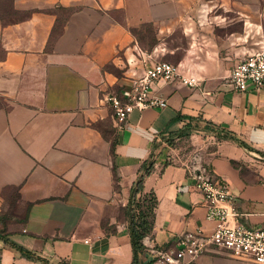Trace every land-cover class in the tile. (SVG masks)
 I'll list each match as a JSON object with an SVG mask.
<instances>
[{"label": "crops", "instance_id": "crops-1", "mask_svg": "<svg viewBox=\"0 0 264 264\" xmlns=\"http://www.w3.org/2000/svg\"><path fill=\"white\" fill-rule=\"evenodd\" d=\"M259 1L0 0V264H132L126 208L151 157L144 262L165 264L154 247L215 227L189 174L195 155L229 181L237 222L264 224V88L230 82L235 64L262 47ZM163 60L199 84L154 81L151 95L168 105L135 109L120 124L105 98ZM193 118L248 146L203 130L178 136ZM191 264L258 263L221 251Z\"/></svg>", "mask_w": 264, "mask_h": 264}, {"label": "built area", "instance_id": "built-area-1", "mask_svg": "<svg viewBox=\"0 0 264 264\" xmlns=\"http://www.w3.org/2000/svg\"><path fill=\"white\" fill-rule=\"evenodd\" d=\"M161 79L199 84V78L183 71L180 63L165 60L151 63L132 89L123 94L112 93L105 98L113 108L116 120L124 123L135 109L167 106L165 98L150 92L152 83ZM230 82L238 91H246L251 86L256 90L264 88V46L235 64L230 72ZM189 174L204 195L206 216L215 222V227L210 233L202 229L181 233L173 244L154 247L151 252L153 259L165 264H191L202 254L224 251L236 258L264 264V224L252 226L237 222L240 212L229 181L223 176H215L198 155L189 165ZM32 264L42 262L36 260Z\"/></svg>", "mask_w": 264, "mask_h": 264}, {"label": "trees", "instance_id": "trees-1", "mask_svg": "<svg viewBox=\"0 0 264 264\" xmlns=\"http://www.w3.org/2000/svg\"><path fill=\"white\" fill-rule=\"evenodd\" d=\"M203 130L214 134L218 139H230L238 141L241 145L248 146L245 141L236 136L233 132L222 128L221 126L202 118H193L191 122L187 123L182 130L179 131L178 136L187 137L192 132ZM173 138H168V142L173 143ZM154 168V160L152 157L145 160L139 169V175L135 181L132 190L129 204L127 206V214L130 218V232L134 248V258L132 264H149L142 259V253L145 251L144 239L151 234L153 226L154 207L156 205L155 196L152 194H144V181ZM140 197H142L143 205L140 204ZM13 246L22 251L23 254L33 259H39L36 254L27 248L11 242Z\"/></svg>", "mask_w": 264, "mask_h": 264}, {"label": "rangeland", "instance_id": "rangeland-1", "mask_svg": "<svg viewBox=\"0 0 264 264\" xmlns=\"http://www.w3.org/2000/svg\"><path fill=\"white\" fill-rule=\"evenodd\" d=\"M258 7H259V13H258L257 25H256V34H257V40H256L257 45L256 46H257V48H260L261 46L262 47L264 46V0L263 1L261 0L258 2ZM235 24H236V27H238V25L240 24V27H242L241 29H243V27H244V21L243 20L240 23L236 22ZM179 58H180V55H177L176 57L169 58V59L173 60V61H177ZM139 200H140V204L143 205L142 197H140ZM16 210H18V209H16ZM19 211H21V213H19V215L20 214L22 215L23 211L22 210H19Z\"/></svg>", "mask_w": 264, "mask_h": 264}]
</instances>
